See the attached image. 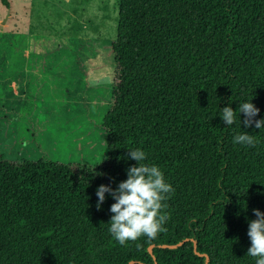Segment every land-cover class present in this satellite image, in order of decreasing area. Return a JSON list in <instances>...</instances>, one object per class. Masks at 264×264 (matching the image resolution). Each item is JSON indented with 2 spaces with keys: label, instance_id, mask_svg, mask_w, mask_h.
I'll return each mask as SVG.
<instances>
[{
  "label": "trees",
  "instance_id": "1",
  "mask_svg": "<svg viewBox=\"0 0 264 264\" xmlns=\"http://www.w3.org/2000/svg\"><path fill=\"white\" fill-rule=\"evenodd\" d=\"M84 42L31 34L23 99L0 83V264H256L247 232L253 209L264 213V128L240 124L238 108L251 101L264 119V0H118L115 38L95 42L109 73L99 108L81 97ZM75 106L88 109L82 124ZM83 124L95 160L73 146ZM240 132L256 145L234 144ZM137 148L174 192L166 230L122 246L108 231L115 201L106 193L98 209L96 190L127 179Z\"/></svg>",
  "mask_w": 264,
  "mask_h": 264
},
{
  "label": "rangeland",
  "instance_id": "2",
  "mask_svg": "<svg viewBox=\"0 0 264 264\" xmlns=\"http://www.w3.org/2000/svg\"><path fill=\"white\" fill-rule=\"evenodd\" d=\"M117 3L118 0H0V37H6L13 46L9 48L0 41V68L2 69L0 83L3 88L13 86L11 97L20 101L26 93V44L29 35L66 36L77 44L89 41L93 47L90 46L91 51L83 44L85 58H89L90 68L84 71L86 75L81 76L79 83L83 84L84 81L86 87L81 95L83 104L88 106L91 103L99 108L103 97L106 96L104 94L107 83L109 85V73L107 74V71L102 68L101 63L105 61L100 53H97L96 58L95 42L104 46L106 42L115 38ZM84 54L80 57L84 58ZM83 58L79 61L81 62ZM76 78L75 82L79 79ZM79 87L82 85H78ZM34 88L36 89V84ZM91 91L94 98L90 95ZM75 108L77 111H73V122L82 124L87 121L88 109L81 108V110L78 106ZM81 113L83 117L80 116ZM88 126H85L86 129L82 131L79 127L74 128L72 142L76 140L73 145L76 148L79 145L80 148L86 147L87 158L95 160L97 132ZM78 159L79 157L76 160Z\"/></svg>",
  "mask_w": 264,
  "mask_h": 264
},
{
  "label": "clouds",
  "instance_id": "3",
  "mask_svg": "<svg viewBox=\"0 0 264 264\" xmlns=\"http://www.w3.org/2000/svg\"><path fill=\"white\" fill-rule=\"evenodd\" d=\"M222 121L231 126L236 122V113L230 106L222 110ZM239 114L244 115L240 124L246 128L253 125L257 129L264 128V119L257 120L260 109L251 101L239 105ZM258 141L247 132H240L233 138L234 144L254 147ZM129 158L135 160L137 165L127 169V179L118 184L113 190L111 186L101 185L96 190L98 197L97 208L105 202V194H109L115 201L110 206L112 213L109 221V233L124 246L129 241H136L141 236L155 238L158 233L165 231L163 227L169 215L164 211V203L174 189L167 183L163 172L155 164L145 163L147 154L137 148L128 151ZM256 219L249 221L247 235L251 246L247 256L255 258L256 264H264V213L253 209Z\"/></svg>",
  "mask_w": 264,
  "mask_h": 264
},
{
  "label": "water",
  "instance_id": "4",
  "mask_svg": "<svg viewBox=\"0 0 264 264\" xmlns=\"http://www.w3.org/2000/svg\"><path fill=\"white\" fill-rule=\"evenodd\" d=\"M151 247H152V245H149V246H148V252H149L150 254H151ZM195 254L198 255V256L201 255L200 253H198V252H196V251H195ZM132 263H133V261H129V262H128V264H132Z\"/></svg>",
  "mask_w": 264,
  "mask_h": 264
}]
</instances>
